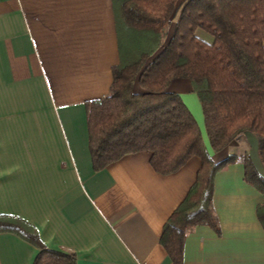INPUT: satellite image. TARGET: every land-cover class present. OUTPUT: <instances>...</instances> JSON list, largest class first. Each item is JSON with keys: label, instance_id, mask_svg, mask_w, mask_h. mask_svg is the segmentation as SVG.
Listing matches in <instances>:
<instances>
[{"label": "crops", "instance_id": "1", "mask_svg": "<svg viewBox=\"0 0 264 264\" xmlns=\"http://www.w3.org/2000/svg\"><path fill=\"white\" fill-rule=\"evenodd\" d=\"M119 62L115 0H0V214L30 222L48 248L74 252L76 264H175L161 237L201 158L161 173L152 152L141 150L94 169L87 103L109 94ZM169 88L194 115L215 161L248 152L264 176L254 132L215 151L191 81L174 78ZM263 203L241 161L219 170L220 232L197 225L181 264H264ZM38 252L22 236L0 232V264H33Z\"/></svg>", "mask_w": 264, "mask_h": 264}, {"label": "trees", "instance_id": "2", "mask_svg": "<svg viewBox=\"0 0 264 264\" xmlns=\"http://www.w3.org/2000/svg\"><path fill=\"white\" fill-rule=\"evenodd\" d=\"M115 2L120 62L109 94L87 103L93 167L141 150L152 152L151 164L161 173L178 170L193 155L201 158L194 185L161 237L173 262L181 264L185 238L197 225L220 232L213 208L217 172L241 161L246 181L262 193L264 176L248 152L215 161L194 115L169 86L178 77L191 81L215 151L252 131L264 163V0ZM258 216L264 226V203ZM0 232L35 244L33 264H76L74 252L48 248L37 228L20 217L0 214Z\"/></svg>", "mask_w": 264, "mask_h": 264}, {"label": "rangeland", "instance_id": "3", "mask_svg": "<svg viewBox=\"0 0 264 264\" xmlns=\"http://www.w3.org/2000/svg\"><path fill=\"white\" fill-rule=\"evenodd\" d=\"M179 1H183V0H179ZM178 14V13H177ZM202 107V106H201ZM202 109V108H201ZM243 134V133H242Z\"/></svg>", "mask_w": 264, "mask_h": 264}]
</instances>
